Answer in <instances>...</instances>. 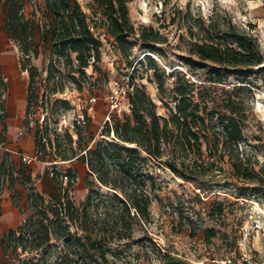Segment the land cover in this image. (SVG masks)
<instances>
[{
    "label": "trees",
    "instance_id": "1",
    "mask_svg": "<svg viewBox=\"0 0 264 264\" xmlns=\"http://www.w3.org/2000/svg\"><path fill=\"white\" fill-rule=\"evenodd\" d=\"M27 1L30 0H0L6 14L4 28L22 52L21 69L28 72L24 124L33 132L35 154L42 161H81L88 167V191L85 199L77 203L73 196L76 171L63 172L52 165L43 175L53 186L46 199L26 168L20 169V177L15 176V167L6 152L0 165L3 184L8 182L11 190L17 180H22L28 188V217L0 239L5 255H14L13 264H118L109 258L111 244L132 239L136 221L151 219V192L156 189L152 162L166 165L183 179L198 180L215 157L223 159L227 154L238 176L253 179L249 169L243 173L239 157L241 143L247 138L244 113L237 99L243 84H253L251 75L264 74V55L250 31L232 23L222 26L213 19L205 23L201 17L187 14L188 31L192 38L198 34L199 39L192 41L189 55H180V59L191 70L206 69L211 82L225 83L234 77L240 85L232 91L225 90L221 102L211 108L208 102L196 98L195 83L190 81L187 71H173L170 76L174 79L169 83L156 60L146 54L145 61L138 63L146 62L154 71L170 117L158 113V105L147 95L145 85L134 83L131 75L132 90L127 95L130 114L124 118L114 114L112 121L106 122L103 137L97 140L90 130L87 112L84 119L76 118L72 126L60 127L61 112L70 109L71 104L56 94L63 93L68 84L79 91L87 83L94 84L87 70L92 67L93 71L102 72L101 37L78 0H43L40 21L27 17ZM93 2L101 10L106 31L115 39L129 66L137 42L152 52L160 51L157 44L167 42L153 26L136 29L129 0ZM47 50L49 61L41 70L32 58ZM255 67L258 71H254ZM43 76L40 94L38 84ZM0 85L5 91L1 61ZM169 99L175 102V108L170 107ZM4 128L7 130V125ZM166 150H170V156ZM12 200L19 208L15 192ZM208 232L214 234L213 229ZM165 256L177 263L171 255ZM10 260L7 259L8 263Z\"/></svg>",
    "mask_w": 264,
    "mask_h": 264
},
{
    "label": "rangeland",
    "instance_id": "2",
    "mask_svg": "<svg viewBox=\"0 0 264 264\" xmlns=\"http://www.w3.org/2000/svg\"><path fill=\"white\" fill-rule=\"evenodd\" d=\"M78 1L103 41L102 72H95L90 67L87 71L92 75L94 84H85L82 91L68 84L63 93L56 94L57 98L67 99L71 104L70 109L61 112L59 125L72 126L76 118L84 119V112H87L91 120L90 130L97 140L103 137L110 97L116 83L120 82L127 88L131 75L134 83L145 85L147 95L158 105V113L170 117L171 112L164 105L154 71L148 68L146 62L138 63L139 60L145 61L146 54L156 60L161 72L169 77V83L174 79L170 76L173 71H187L190 81L195 83L196 98L208 102L211 108L221 102L225 90L232 91L235 85H240L234 77L225 83L211 82L206 69L191 70L180 59V55H189L192 41L199 39L198 34L192 38L188 31L187 14L201 17L205 23L213 19L222 26L232 23L250 31L257 37L264 55V0H129L130 17L136 29L153 26L168 39L163 44H157L160 51L155 52L142 42H137L130 58L132 66H129L115 39L107 33L106 20L93 0ZM42 7L43 0L27 1L25 13L28 18L40 21L43 17ZM5 19V10L0 3V59L6 83L5 91L0 85V135L5 148L0 151V165L5 153H9L15 176L20 177V169L26 168L27 175H32L36 187L46 199L53 191L50 180L43 178L46 169L52 165L63 172L74 169L77 183L73 196L80 203L88 191V167L81 161H52L51 158L42 161L32 147L33 132L24 124L25 104L21 107V100L26 98L28 92V72L21 69L22 52L7 34ZM194 29L197 31V26ZM48 61V50L32 58V63L41 70ZM254 71H258L257 67ZM250 79L253 84H243L244 89L237 93V99L244 113L243 128L247 138L246 142L241 143L239 157L245 169L243 173L252 171L253 179L238 176L227 154L223 159L215 157L209 168L205 166L207 169L203 171L206 173L198 180L183 179L164 164L150 163L156 176V189L151 192V219L136 221L132 239L111 244V261L118 264H200L204 261L210 264L235 252L251 254L260 264H264V74L258 72ZM43 84L44 76L38 84L40 94ZM167 87L170 92L171 86ZM167 102L175 108L174 101L169 99ZM123 105H128L127 97L123 99ZM4 125H7V130ZM21 154L31 159L37 158L25 164ZM166 154L170 156V150H166ZM206 160L210 159L206 157ZM12 192L18 197L19 208L13 207L10 202L11 215L7 212L6 201ZM27 195L28 188L22 184V180H17L14 189L10 190L8 182L3 184L0 179V239L10 229H17L28 217ZM220 206L222 211L219 210ZM208 229H213L214 234H210ZM165 254L174 257L177 263H172ZM7 259L12 260L8 263ZM0 260L3 264L16 263L14 255L7 257L1 245Z\"/></svg>",
    "mask_w": 264,
    "mask_h": 264
},
{
    "label": "built area",
    "instance_id": "3",
    "mask_svg": "<svg viewBox=\"0 0 264 264\" xmlns=\"http://www.w3.org/2000/svg\"><path fill=\"white\" fill-rule=\"evenodd\" d=\"M128 79V77H126ZM132 88L127 86V88L124 87V85H121L120 82L116 83L115 90L111 94V104H110V110L107 116L106 122H111L112 117L114 114H118L121 118H124L130 114V106H124L123 105V99L127 97V95L131 92ZM5 149L3 145L1 144V138H0V151ZM21 158L24 161L25 164H29L32 159L26 154H21ZM200 264H205L204 261H202ZM210 264H260L251 254L248 253H242V254H236L235 252L230 253L229 255L223 257L219 260H214Z\"/></svg>",
    "mask_w": 264,
    "mask_h": 264
},
{
    "label": "crops",
    "instance_id": "4",
    "mask_svg": "<svg viewBox=\"0 0 264 264\" xmlns=\"http://www.w3.org/2000/svg\"><path fill=\"white\" fill-rule=\"evenodd\" d=\"M0 61H1V59H0ZM1 65H2V63H1ZM26 103H27V96H26V98L25 99H23V100H21V104H22V108H23V105L25 104V109H26ZM20 107V108H21ZM25 120V119H24ZM0 138H1V135H0ZM1 141H2V139H1ZM33 144H34V141H33ZM32 144V147H34L35 148V146ZM3 151V150H2ZM12 203L13 204V200H12V194H11V197L9 196V200L8 201H6V203L8 204V209H7V212H9V213H11V215H12V211L10 210V204L9 203ZM13 207H15L14 206V204H13ZM12 210L14 211V209L12 208ZM15 213V212H14ZM8 217V216H7ZM9 218V217H8Z\"/></svg>",
    "mask_w": 264,
    "mask_h": 264
},
{
    "label": "bare ground",
    "instance_id": "5",
    "mask_svg": "<svg viewBox=\"0 0 264 264\" xmlns=\"http://www.w3.org/2000/svg\"><path fill=\"white\" fill-rule=\"evenodd\" d=\"M8 214H9V212H8ZM11 217V216H10Z\"/></svg>",
    "mask_w": 264,
    "mask_h": 264
}]
</instances>
